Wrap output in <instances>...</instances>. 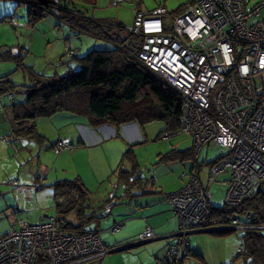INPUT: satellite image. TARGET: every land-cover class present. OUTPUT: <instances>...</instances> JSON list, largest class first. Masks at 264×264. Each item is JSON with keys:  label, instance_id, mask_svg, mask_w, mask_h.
<instances>
[{"label": "built area", "instance_id": "2783aa9c", "mask_svg": "<svg viewBox=\"0 0 264 264\" xmlns=\"http://www.w3.org/2000/svg\"><path fill=\"white\" fill-rule=\"evenodd\" d=\"M263 8L264 0L251 8L247 0H197L170 19L161 5L152 13L135 9L133 24L127 27L141 39L138 58L182 95L180 126L164 137L192 136L197 157L207 144L226 149L209 165L205 181L199 171H190L188 183L170 193L179 227L176 241L156 259L157 264H185L196 231L263 227L249 226L233 215L215 216L210 202L217 182L227 185L225 203L230 206L242 203L264 183ZM71 146L70 140L60 139L53 148L59 152ZM9 182L17 184V178ZM28 188L37 191L41 185ZM113 206H104L100 215H109ZM123 226L121 221L110 231ZM156 237L149 227L139 241ZM111 249L101 231L66 229L56 215L41 223L13 225L0 234V264H39L42 258L49 264H88ZM243 252L240 245L231 264H243L237 259Z\"/></svg>", "mask_w": 264, "mask_h": 264}, {"label": "rangeland", "instance_id": "374dc122", "mask_svg": "<svg viewBox=\"0 0 264 264\" xmlns=\"http://www.w3.org/2000/svg\"><path fill=\"white\" fill-rule=\"evenodd\" d=\"M75 1L77 7L88 16L108 18L114 22L120 21L130 27L133 24L134 11L137 8L147 13H152L153 9L163 5L172 13L180 8H183V11L187 3L197 0H132L121 4H116L117 0ZM262 1L247 0V8L260 4ZM28 9V5L20 0H0V52L17 47L24 48V53L26 54L25 64L28 66L32 65L38 72L48 75H53L56 72L64 74L68 68L64 62L67 63L70 60L74 70L80 68L76 63V59L75 61L65 54L66 41L73 46H77L79 57L85 56L92 49L111 47L110 43L96 37L85 34L75 35L67 24H64L54 15L43 18L36 27L28 26ZM262 14L264 15V8L262 9ZM172 17L169 15L170 19ZM67 37L69 39H65ZM5 74H10L12 80L18 85L27 82V72L19 69L14 60L0 61V76ZM20 89L14 93L16 101H22L25 98L23 87H20ZM9 103L10 97L8 95L0 99V134L5 132L8 134L10 129L11 120H9V116L11 117V113L9 108L5 107ZM62 116L64 115H58L53 121L44 118L37 120L38 131L47 140L43 145H40L34 140L21 139L23 143L17 145L19 148L18 153L14 157L5 158V161L7 160L6 163H8L0 165V181H8L9 178L14 177L18 179V184L27 188L28 184L35 183V178L38 177L43 184V189L40 190L48 193L53 190L52 184L56 181L78 177L90 192L89 202L93 208L102 207L109 198L116 196L110 202L114 204L111 213L107 217L100 219L97 224L103 240L106 243H110L112 249H116L118 245H121L120 237L129 231L127 228L132 227L131 230L135 229L136 231L143 225V221L139 218L142 215L143 208L141 209L137 205L136 197L134 200H130L132 197L129 199L125 195L128 190L126 182L120 179V172L116 170L120 162L124 160V153L130 147L133 148L134 153L132 152V155H135V163L140 168L141 177L144 178V181L153 180L155 194H169L180 190L190 180L189 172L191 170L189 169L198 170L195 165L197 163L202 165L200 176L202 181H205L209 169L207 162L215 157L218 159L226 153L225 148L216 143H211L202 148L200 158L198 156L196 160L192 158L186 161L162 162V156L171 149L185 150L193 147L192 136L181 133L171 137H164L166 124L161 120L149 122L144 128L134 123V130L126 132L127 140H118L121 144L124 142L125 146L116 167L108 175L106 174L108 170L104 168L112 160L113 154L111 152L105 153L101 147L90 149L88 148L94 146L80 147L74 154L69 153L70 149L58 152L51 148V144L57 139V127L64 121ZM69 130L73 131V128L70 127ZM9 135L13 137L11 132ZM16 140L14 139V141ZM2 146H4L3 143L0 144V148ZM132 163V161L126 159L124 160V167L131 168ZM138 190L137 187H134L128 191H131L132 195H136ZM227 190L228 187L224 182L215 183L211 188L214 197L210 202L215 206L224 204ZM14 195L15 198L17 194ZM26 195L20 194L18 197L20 210L9 209L0 212V234L11 229L12 225L35 223L28 221L30 220L28 218L33 214L39 215L40 212L49 216L56 214V200L53 198V194L40 196L39 202L33 201L31 207H37L40 204V207H37L40 210L30 214L25 210V207L21 209L22 204L24 206L27 205V201H25ZM3 200L4 195L2 194L0 195V202ZM156 206L161 207L164 205L163 202H158L151 205L150 208L153 209ZM102 209H104V206ZM153 218L156 217L154 216ZM237 218L245 220L246 217L240 214L237 215ZM121 221H125V226L118 232H111V226ZM92 226H96L95 222ZM228 230L230 231H219L220 233L209 231L193 233L191 234L190 246H192L194 252H198L203 256L206 264H231L237 248L242 245L241 237L244 230ZM166 241L168 239L153 241L142 246H133L130 249L127 248L114 253L109 252L88 264H96V262L98 264H131L136 259L142 258L141 255H134L137 249L143 247L151 248L156 244L164 246ZM155 264H157L156 261ZM185 264H200V262L192 253Z\"/></svg>", "mask_w": 264, "mask_h": 264}, {"label": "trees", "instance_id": "16d2710c", "mask_svg": "<svg viewBox=\"0 0 264 264\" xmlns=\"http://www.w3.org/2000/svg\"><path fill=\"white\" fill-rule=\"evenodd\" d=\"M20 1L29 7L28 26L36 27L43 18L54 15L67 24L75 35H90L110 43L111 47L92 49L85 56L79 57L78 50L66 42L68 47L65 46V54L76 59L80 68L74 70L70 60L64 62L68 66L64 74L56 72L53 75L38 72L32 65H26L24 48H14L15 52L12 48L2 50L0 61L14 60L18 68L28 74L27 82L22 85L16 84L10 74L0 76V99L5 95L13 96L5 107L11 113V134L14 139L34 140L43 145L47 138L38 131L37 120L50 118L61 112L85 117L88 126L94 129L104 124L111 125L116 128L118 136L121 135L124 125L132 123L144 128L149 122L161 120L166 124L165 134L179 128L181 93L138 58L141 39L130 33L125 24L108 18L88 16L77 7L75 0ZM187 5L188 3L185 6ZM182 9L169 12V15L175 16ZM70 50H75L76 53L69 55ZM20 87H23L25 98L16 101L14 93L21 90ZM56 142L51 144V148ZM132 152L133 148L130 147L123 158L133 162L131 168L124 167L123 160L116 169L120 172V179L126 182L128 190L144 179ZM192 158H198L194 146L185 150L171 149L161 159L162 162H170ZM213 161L207 164L210 165ZM195 165L197 168L201 166L198 163ZM193 171L192 169L191 172ZM42 187L41 185L40 189ZM52 187L56 200V216L63 220V227L75 232L99 230L97 224L104 218L100 211L116 198L113 196L102 207L93 208L89 202L90 192L78 177L61 179L53 183ZM263 187L264 183L239 205L230 206L225 202L220 206L213 205L214 215L237 217L242 214L249 226L264 227ZM128 190L126 194L130 193ZM128 194L126 196L132 197V194ZM94 222L95 227L92 226ZM242 230L244 252L237 259H241L243 264H264V230ZM212 233L220 232L215 230ZM193 254L200 264H206L200 253L193 251ZM39 264L49 263L42 258Z\"/></svg>", "mask_w": 264, "mask_h": 264}, {"label": "crops", "instance_id": "0c3cea01", "mask_svg": "<svg viewBox=\"0 0 264 264\" xmlns=\"http://www.w3.org/2000/svg\"><path fill=\"white\" fill-rule=\"evenodd\" d=\"M66 42H68V41H66ZM70 45L73 48L77 49V46H73L72 44H70ZM13 51L15 52L16 49H14ZM65 113H69V112H61V114L58 113V114L54 115L53 117L44 118V119H48L49 121H53V119H55V117H58V115H64V116H62V117H64L63 118L64 121H62L61 125L57 127L58 132H57V139L56 140L57 141L60 139L61 140H63V139L70 140V142L72 143V146L69 148L70 154L76 153L77 149H80V147H89V146H94V147H89L88 149L95 148V147H101L105 153L111 152L113 154L112 160L108 163L106 168H104L105 170H108L106 172V174L109 175V173L113 170V168L116 167V164L120 160L122 150L125 146L124 142H122V144H121L120 142H118V140H120V141L121 140H123V141L127 140L126 132L134 130V128H133L134 123L124 125L121 129V135L118 136V135H116V128H114L111 125L104 124V125L94 129V128L88 126V123H87L85 117H82L80 115L73 114V113H69V114H65ZM11 119L12 118L9 116V120H11ZM11 125H12V123H10V129L8 131V134H6V132L3 134H0V137H2L0 139V140H2V142H0V144L3 143V145H4L0 148V165L1 164L2 165L7 164L8 162L6 163L7 160L5 161V158H9V156L14 157V155H16V153H18V151H19V148L17 145L20 143H23V141L21 139H17L16 141H14V138H11V135H9L11 132V127H12ZM70 127L73 128V131L69 130ZM135 127H137V126H135ZM73 144H75V145H73ZM14 148H15V150H14ZM112 148L114 149V153H113ZM66 150H68V149H66ZM66 150H64V151H66ZM59 152H63V151H59ZM199 158H200V154H199ZM214 159H216V157ZM214 159H211L210 161H212ZM201 167H202V165L200 167H198L199 173H201ZM189 170H192V168ZM10 179H12V178H9L8 181H0V195H2V194L4 195V200L2 202H0V212H2L4 210H9V209H19L20 210V206H19L20 204L18 201V197L20 194H27L25 196V198H26L25 201H27V205L24 206L22 204L21 209H23V207H25V210L29 214L40 210V208H37V207H40V204H38L37 207H31L33 201L39 202L40 196L45 195V194H53L52 196L55 199L53 190H50L48 193H44L43 191H41L43 189V187H42L41 190L31 191L28 188L29 184H28L27 188H25V186L21 185V186H23L22 190H19L18 186H20V184H18V179H17V184H11L9 182ZM35 181H36L35 183H39L40 185L43 186V184L41 183V180L38 179V177L35 178ZM35 183H32V184H35ZM134 187H137L139 189L138 194L132 195V199H130V197H128V198L130 200H134V198L136 197L135 199L138 201L137 205H139L141 207V209L143 208L142 209V215H141V217H139L140 220L143 221V225L139 229H137L136 231H135V229L131 230L132 227L127 228L129 231L125 232L120 237L121 245H118L117 247L120 248L119 246L124 247V246H129V245L142 246L146 243H150L153 241L168 239V241H166L164 246L156 244V245L152 246L151 248H146V247L144 248L143 247L141 249H137L134 252V255H141L142 258L136 259L133 262L130 261L131 264H155L156 259L165 252L166 248L170 244H172L176 241L175 234L178 231V222H179L178 216L172 210V206H171V203L169 200L170 193L169 194H155L156 191H154V189H153V187H154L153 180L152 181H144V179H143L140 183H138L137 185H133L130 188H134ZM14 194H17V196L15 198H14V196H15ZM129 194H132L131 191ZM138 195H139V197H138ZM158 202H163L164 206H161V207L156 206L153 209L150 208L151 205H153L154 203L156 204ZM51 216L52 215L49 216L45 213L42 214V212H40L39 215L33 214L31 217L28 218V219H30L28 221H32L35 223L36 222L41 223V222L48 220V218ZM154 216L156 218H153ZM133 218H136V217H133ZM23 224H25V223H21L19 225H23ZM19 225H17V226H19ZM124 226H125V221H124ZM149 227L155 231L157 237L155 239L149 241V242H146V243H140L139 241H137V240H139V236ZM255 229H260V228H255ZM8 231H6L2 234H6ZM217 231H226V230H217ZM113 233H115V232H113ZM129 243H132V244H129ZM125 244H129V245H125ZM133 246H131V247H133ZM190 248H191V254H192L193 253L192 246H190ZM118 251H120V250L112 251L110 253H114V252H118ZM232 259H233V257H232ZM96 264H98V262H96Z\"/></svg>", "mask_w": 264, "mask_h": 264}, {"label": "water", "instance_id": "95a60500", "mask_svg": "<svg viewBox=\"0 0 264 264\" xmlns=\"http://www.w3.org/2000/svg\"><path fill=\"white\" fill-rule=\"evenodd\" d=\"M261 229H263L264 230V227H262ZM217 231V230H228V229H220V228H218V229H208V230H199V231H196V232H194V233H200V232H212V231ZM232 230H235V229H232ZM175 236H176V234H175ZM149 241H151V240H147V241H145V242H141V241H139L140 243H146V242H149ZM110 244V243H109ZM131 246H133V245H129V246H124V247H120V248H116V249H112L110 252H112V251H116V250H123V249H126V248H130Z\"/></svg>", "mask_w": 264, "mask_h": 264}]
</instances>
